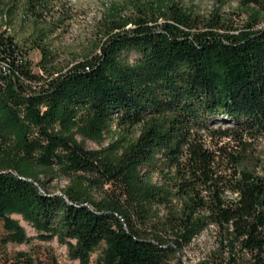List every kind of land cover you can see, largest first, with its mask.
I'll use <instances>...</instances> for the list:
<instances>
[{"label": "trees", "instance_id": "obj_1", "mask_svg": "<svg viewBox=\"0 0 264 264\" xmlns=\"http://www.w3.org/2000/svg\"><path fill=\"white\" fill-rule=\"evenodd\" d=\"M21 1L41 17L44 0ZM211 2L132 0L65 70L38 45L39 73L0 25L3 245L28 240L16 213L80 264L100 248L94 264H189L208 228L217 252L199 264H264V0Z\"/></svg>", "mask_w": 264, "mask_h": 264}, {"label": "rangeland", "instance_id": "obj_2", "mask_svg": "<svg viewBox=\"0 0 264 264\" xmlns=\"http://www.w3.org/2000/svg\"><path fill=\"white\" fill-rule=\"evenodd\" d=\"M181 1L184 5L196 7L200 12H206L212 6L211 0ZM44 2L45 7L41 8L40 18L28 12L25 1L20 0L15 5L5 3L0 6V25L2 28H7L8 33L17 43L26 49L34 73L41 72L38 62L42 59L43 52L38 45H45L55 57V66L65 70L68 65L94 52L96 44L104 36L101 26L114 8L122 9L127 14L130 13L129 9L133 5L132 0H44ZM78 140L82 141L81 137H78ZM84 143L89 149H98L108 145L109 142L103 141L100 144L86 139ZM254 147L255 153L259 155L261 168L264 170V137L256 141ZM66 185L68 181L65 178L55 177L45 181V186L51 193H59ZM12 217L25 228L28 240L23 243L9 242L3 245L0 231V261L17 264L18 254L25 253L33 264H80L79 260L70 255L67 245L61 243L57 237L49 241L42 240L38 238L33 226L21 215L14 213ZM213 229L208 228L194 238L182 255L184 262L199 264L215 257L218 242L216 231ZM102 250L100 248L92 253V264L101 255Z\"/></svg>", "mask_w": 264, "mask_h": 264}]
</instances>
